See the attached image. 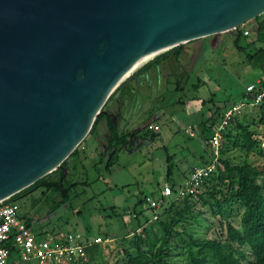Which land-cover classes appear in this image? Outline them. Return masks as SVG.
Returning <instances> with one entry per match:
<instances>
[{
	"label": "water",
	"instance_id": "1",
	"mask_svg": "<svg viewBox=\"0 0 264 264\" xmlns=\"http://www.w3.org/2000/svg\"><path fill=\"white\" fill-rule=\"evenodd\" d=\"M262 14L264 0H0V202L63 168L149 59Z\"/></svg>",
	"mask_w": 264,
	"mask_h": 264
},
{
	"label": "rangeland",
	"instance_id": "2",
	"mask_svg": "<svg viewBox=\"0 0 264 264\" xmlns=\"http://www.w3.org/2000/svg\"><path fill=\"white\" fill-rule=\"evenodd\" d=\"M248 26V36L253 39L256 23L251 21ZM235 32L203 38L208 43L200 55L182 61L180 71L188 70V83H184L183 90H176L180 77L167 62L130 81L119 91L107 110L112 113L121 108V101L124 102L120 125L157 124L160 130H154L155 138H146L141 147L121 149L110 171L105 164L99 163L103 159L101 155L72 158L70 178L79 184L70 202L55 213H51L55 199L51 197L46 202L43 189L21 195L18 199L21 215L32 219L37 235L49 240L69 233L80 234L90 240L108 237L110 241L101 244L103 255L99 264H115L119 256L118 240L138 229V221L133 217L138 202L161 198L168 185L169 166L173 172L171 183L176 184L179 192L180 186L188 184L187 174L212 158L206 139L211 138L218 127L211 129V117L217 109L224 113L241 104L247 86L258 78L259 72L252 69L244 53L236 49ZM246 43V40L242 41V45ZM153 72H156L155 76L151 75ZM242 116L251 121L257 118V110L246 106L242 109ZM101 126L100 123L97 132ZM144 132H148L147 128L141 133ZM89 140L90 136L85 143ZM229 156L236 164L244 159L239 150L229 152ZM72 167H76L75 170ZM87 181L88 185L83 184ZM175 196L167 197L157 209H150L149 202L144 201L138 207V210L145 211L144 217H140L141 222L148 217L152 224L154 213H161ZM199 210L203 212V224L208 235L221 233V223L213 218L210 210L198 206ZM234 224L239 226V220ZM172 261L182 263L181 257L177 256Z\"/></svg>",
	"mask_w": 264,
	"mask_h": 264
},
{
	"label": "trees",
	"instance_id": "3",
	"mask_svg": "<svg viewBox=\"0 0 264 264\" xmlns=\"http://www.w3.org/2000/svg\"><path fill=\"white\" fill-rule=\"evenodd\" d=\"M252 21L256 23L254 38L248 36L250 35L248 22L233 34L235 36L234 45L239 52L244 53L252 69L259 72L257 79L264 81V14ZM243 40H246V45H242ZM207 43L202 39L194 40L156 56L135 71L110 96L87 136L88 138L96 133L102 120L108 121L109 147L113 151L109 158H103L99 162L105 164L108 171L116 163L118 152L121 149L133 150L136 145V139L135 142L130 140L133 133H121L117 124L106 113L108 103L127 83L136 80L148 71L156 70L155 68L167 62L170 63L172 71H177L180 77L176 90H183L184 83H188L186 77L188 70L187 72L180 71L182 61L194 59L198 54L200 55ZM242 103L250 105L252 96L245 93ZM253 107L257 110L256 119L247 121L246 116L243 117L240 111L227 120L222 131V145L216 170L203 180L201 187L195 193L180 196L176 184L171 183L173 172L171 166L168 167L167 186L173 189L176 195L174 200L161 213H154L152 224L148 217L141 222L140 217H144L145 211L144 209L138 210V207L148 199L138 202L133 211V217L138 221V229L118 240L119 256L115 264H175L172 261L175 256L181 257V264H264V99ZM217 110V113L211 117V129L219 128L229 111L221 113L219 109ZM150 126L158 127L160 130L159 125L148 124L146 137L141 139L155 138V134L152 133L155 129L150 130ZM150 132L151 136L148 135ZM141 136L143 137L142 134ZM213 136L206 139V144L210 149ZM87 138L63 162V168L48 174L29 188L11 197V201L18 202L21 195L43 189L42 195L46 202L51 197L55 199L51 213H55L69 203L74 189L79 184L70 178V160L86 156L81 148ZM234 150L243 153L244 159L240 163H234L229 156V152ZM211 157L209 161H203L196 167L211 164L212 154ZM196 167L187 174L189 179ZM75 168L72 167V170ZM83 184L88 185L89 182ZM182 187L186 189L185 185L179 188ZM166 198L164 196L160 198L162 199L161 205L166 202ZM198 206L208 208L213 218L219 220L221 233L208 235L207 227L203 224L205 222L203 212L198 211ZM25 218L33 227L32 219ZM237 219L239 226L234 224ZM107 239L110 240L108 237L104 240ZM87 255V264H99L103 255L101 244L88 248ZM13 264L19 263L13 262Z\"/></svg>",
	"mask_w": 264,
	"mask_h": 264
},
{
	"label": "built area",
	"instance_id": "4",
	"mask_svg": "<svg viewBox=\"0 0 264 264\" xmlns=\"http://www.w3.org/2000/svg\"><path fill=\"white\" fill-rule=\"evenodd\" d=\"M246 90L247 95L252 96V103L250 105L241 103L226 113V119L212 138V163L194 169L188 184H185L186 189L180 188V196H184L186 193H195L201 187L203 180L216 170L222 145V131L227 120L242 111L244 107L256 106L264 99V81L261 79L254 81ZM149 129L158 130V127L150 126ZM173 194L174 191L169 186H166L162 192L164 197ZM148 202L149 208L157 209L161 205L162 199ZM20 211L19 203L11 201V198L0 202V264H13V262L19 264H87V249L110 241L100 238L90 240L80 234L73 233L59 239L49 240L37 235Z\"/></svg>",
	"mask_w": 264,
	"mask_h": 264
},
{
	"label": "crops",
	"instance_id": "5",
	"mask_svg": "<svg viewBox=\"0 0 264 264\" xmlns=\"http://www.w3.org/2000/svg\"><path fill=\"white\" fill-rule=\"evenodd\" d=\"M148 73H150V71L146 72L142 76H144V75H146ZM151 75L155 76L156 72L151 73ZM123 105H124V102L121 101V108L116 109L112 113H109V111L107 110V107H106L105 111H106L107 114H109L111 119L117 124L119 131L121 133H123V132H132L133 134L131 135L130 140L132 142H135V139H136L135 147H141L142 142L145 141L143 139L146 137V134H145L146 132H144V133H141V132L147 127L148 124H146V123H143V124H140V125L138 124V125H136V127H130L128 123H125L123 126L120 125L122 120H123V116H122V109H123L122 106ZM100 123L102 124V126L100 127L99 131L98 132L96 131V133L94 135L90 136L91 140H89L87 143H84L82 145L81 150L87 156H90V154L91 155L95 154V155H101L102 158L107 159V158L110 157V155H111V153L113 151V149H111L109 147L108 121L107 120H102ZM97 129H98V127H97ZM141 134L143 135V137L141 136ZM141 138H143V139H141Z\"/></svg>",
	"mask_w": 264,
	"mask_h": 264
},
{
	"label": "bare ground",
	"instance_id": "6",
	"mask_svg": "<svg viewBox=\"0 0 264 264\" xmlns=\"http://www.w3.org/2000/svg\"><path fill=\"white\" fill-rule=\"evenodd\" d=\"M160 54H161V53H160ZM156 56H157V55H156ZM156 56L152 57V58L149 59L147 62H149L150 60H152V59L155 58ZM147 62H145L144 64H146ZM144 64H143V65H144ZM143 65H141L140 67H142ZM140 67H139V68H140ZM139 68H137L136 70H138ZM136 70H135V71H136ZM135 71H134V72H135ZM131 74H132V73H131Z\"/></svg>",
	"mask_w": 264,
	"mask_h": 264
},
{
	"label": "flooded vegetation",
	"instance_id": "7",
	"mask_svg": "<svg viewBox=\"0 0 264 264\" xmlns=\"http://www.w3.org/2000/svg\"><path fill=\"white\" fill-rule=\"evenodd\" d=\"M213 39V38H212ZM32 193V192H31Z\"/></svg>",
	"mask_w": 264,
	"mask_h": 264
}]
</instances>
